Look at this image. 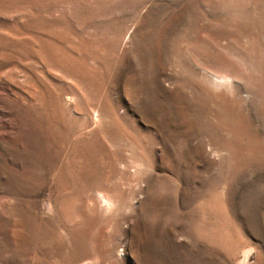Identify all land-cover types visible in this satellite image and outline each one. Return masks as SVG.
I'll use <instances>...</instances> for the list:
<instances>
[{
  "label": "rangeland",
  "instance_id": "obj_1",
  "mask_svg": "<svg viewBox=\"0 0 264 264\" xmlns=\"http://www.w3.org/2000/svg\"><path fill=\"white\" fill-rule=\"evenodd\" d=\"M0 264H264V0H0Z\"/></svg>",
  "mask_w": 264,
  "mask_h": 264
}]
</instances>
